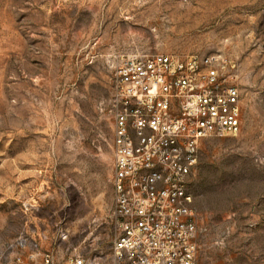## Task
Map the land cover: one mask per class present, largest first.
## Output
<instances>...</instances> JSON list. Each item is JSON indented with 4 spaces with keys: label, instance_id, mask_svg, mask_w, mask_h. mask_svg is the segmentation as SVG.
<instances>
[{
    "label": "rangeland",
    "instance_id": "rangeland-1",
    "mask_svg": "<svg viewBox=\"0 0 264 264\" xmlns=\"http://www.w3.org/2000/svg\"><path fill=\"white\" fill-rule=\"evenodd\" d=\"M118 53L234 64L241 132L203 142L191 186L198 264H264V0H0V246L111 249Z\"/></svg>",
    "mask_w": 264,
    "mask_h": 264
},
{
    "label": "built area",
    "instance_id": "built-area-1",
    "mask_svg": "<svg viewBox=\"0 0 264 264\" xmlns=\"http://www.w3.org/2000/svg\"><path fill=\"white\" fill-rule=\"evenodd\" d=\"M114 240L62 261L47 237L0 246V264H198L192 181L201 146L241 132L234 64L209 55L118 53L109 61ZM62 242L68 234L62 232Z\"/></svg>",
    "mask_w": 264,
    "mask_h": 264
}]
</instances>
